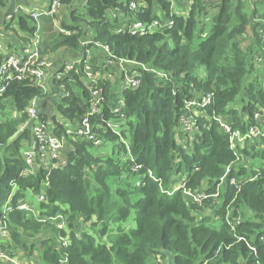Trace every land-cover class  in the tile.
I'll list each match as a JSON object with an SVG mask.
<instances>
[{
    "label": "trees",
    "instance_id": "16d2710c",
    "mask_svg": "<svg viewBox=\"0 0 264 264\" xmlns=\"http://www.w3.org/2000/svg\"><path fill=\"white\" fill-rule=\"evenodd\" d=\"M7 2L0 0V9ZM110 10L117 13L113 20ZM128 16L133 15L124 0H87L85 12L71 11L70 23L61 20L76 34L52 30L41 48L45 53L78 51L87 30L118 57L147 66L139 87L124 92L129 130L124 134L135 161L127 154L121 158L94 153L104 144L69 137L74 150L63 168L39 167L27 173L23 150L31 130L26 109L33 98L45 103L51 96L28 79L7 80L0 93V220L14 183L17 188L7 219L10 239H2L1 247L11 256L23 249L31 256L37 250L43 264H159V256L166 264L165 250L172 252L175 264H264V164L258 163L252 173L244 167L236 172L239 155L244 158L253 151L264 159V136H259L263 149L255 143L233 150L213 117L222 114L241 133L264 127V69L255 62L263 51L264 0H193L187 15L176 13L170 0H146L139 20L173 21V26L146 35L118 31ZM15 25L26 33L23 39L37 29L24 14L14 13L8 29L17 33ZM3 57L0 51V62ZM77 66L81 69L84 63ZM65 84L70 95L53 100L54 105L76 121L88 110V92L81 82ZM200 92L214 93V101L195 117L196 129L186 132L181 121L185 100ZM41 115L46 116L42 110ZM103 115L109 116L108 107ZM63 129L61 124L60 133ZM99 133L109 144L117 141L110 131ZM135 163L142 168L135 171ZM230 167L219 199L209 196L200 204L176 189L175 181L185 177L187 188L211 195ZM247 173L256 179L231 183ZM42 192L44 201H29L28 193ZM21 200L34 212L18 209ZM207 207L212 213L205 214ZM134 211L136 226L127 229L124 224ZM237 216L241 223L232 229L229 221ZM85 223L90 227L84 228Z\"/></svg>",
    "mask_w": 264,
    "mask_h": 264
},
{
    "label": "built area",
    "instance_id": "2783aa9c",
    "mask_svg": "<svg viewBox=\"0 0 264 264\" xmlns=\"http://www.w3.org/2000/svg\"><path fill=\"white\" fill-rule=\"evenodd\" d=\"M64 1L50 0L44 7H37L30 10L29 16L36 22V32L28 41L20 43L19 47L15 48L12 52L6 53L0 62V93L5 90L7 80L11 78L20 80L28 79L34 86L39 87L44 94L50 95L53 100L57 101L70 95L65 80H68L69 83L81 82L84 86V91L86 90L88 92V110L76 121L65 118L58 110L54 116H42L40 108L42 103L41 98L36 97L30 101L26 113L28 114V123L30 124L31 140L23 150V156L28 164L27 173H35L39 167L48 171L63 168L68 163L67 154L74 150L69 137L92 141L95 145H102L107 142L101 137L99 132L103 133L104 131H110L115 134L117 141L120 142L122 152L116 150L113 154H127L132 161H135V158L132 156L131 141L124 134L129 133L127 125L128 116L125 111L127 104L124 98V92L138 88L141 83L142 70H147L148 68L137 60L118 57L108 44L96 40L91 31L85 32V36L80 40V54L75 61L57 64L53 53H45L43 48H41L43 37L40 32L41 25L39 20L41 16H52L56 19L65 3ZM184 1L186 4L183 3L187 7L181 12L176 13L182 15L188 14L193 0ZM124 2L128 5L133 16L126 17L124 26L118 31L124 29L134 35H146L173 26L172 20L154 19L151 22L139 20L137 15L146 6V0H124ZM6 18V28H8L14 19V13H8ZM55 30L64 35L76 34V31L63 27L61 22ZM262 38L263 51L256 56V60L260 66L264 64V30H262ZM1 47L0 44V49ZM81 63H84V66L80 69L77 65ZM73 71L76 72L77 77L72 74ZM157 73L164 77V79L168 78L166 72L157 71ZM101 82L104 83L101 85ZM104 84H107L106 86L108 88L104 87ZM81 91L83 92V90ZM78 93L80 95L82 94L81 92ZM213 101L214 93L202 94L201 92L197 93L191 99L185 100L183 114L181 116L182 129L192 133L196 129L195 117L200 114L198 112H201V108L213 103ZM106 107H108L109 111L107 118L103 115ZM97 116L101 117L94 121V117ZM213 117L222 131L228 135L230 148L233 150L236 147L243 148L244 144L250 140L261 135L264 136V127L261 129L250 128L246 133H241L238 130H234L222 114H214ZM257 118L260 119L261 116L257 115ZM61 124L65 125V129L60 133ZM236 154L238 153L236 152ZM234 166L232 164V168ZM141 168V164L135 163L133 165L135 171ZM232 168H228L226 176L222 179L223 181L217 184L216 191L211 195L187 188L185 177L181 178L180 181H175L178 184L176 189L182 188L187 199L190 198L193 202L200 204L203 199L209 196L219 199L220 191L223 189L226 178ZM254 179H256V176L251 174L245 178H233L231 183L234 184L237 180ZM154 180L158 181L159 179L154 177ZM48 184L47 180L46 186ZM16 188L17 184L14 183L13 191L8 196L3 207V215L0 220V243L2 239L9 236L7 219L13 210L11 202ZM44 200L45 192H42L38 195V201L41 202ZM18 209L34 212V209L28 204L27 200L19 201ZM229 223L232 229H234L237 224L241 223V217L237 216L234 222L229 221ZM58 227L63 228V222L59 223ZM239 239L242 240L243 238L239 237ZM66 240L64 238V245L67 244ZM250 247L254 254L257 255L256 248ZM16 260L14 256L9 255L0 245V264H17ZM159 262L164 263L160 259Z\"/></svg>",
    "mask_w": 264,
    "mask_h": 264
},
{
    "label": "crops",
    "instance_id": "0c3cea01",
    "mask_svg": "<svg viewBox=\"0 0 264 264\" xmlns=\"http://www.w3.org/2000/svg\"><path fill=\"white\" fill-rule=\"evenodd\" d=\"M170 1L172 2L174 11L181 12L183 10L184 7L182 6V4L180 5V7L182 8H180V7H176V5L179 6V4L176 3L174 0L173 1L170 0ZM49 2L50 0H8L7 5L4 8L0 9V44L2 46L0 51L2 54L12 52L15 48L19 47L20 44L16 36H14V34H11L13 30H9L8 28H6L7 14L12 12V13H16L17 15H21V14L29 15L30 10L37 7L42 8L45 5H47ZM86 2L87 0H68L67 2L64 3L62 8L60 9L56 19H54L52 16H41L39 23L41 25V31L44 36L43 38H45L44 40L46 41V36L53 32L50 31V26H52V29L53 26L56 28L58 25H60L61 20H65L68 23H70L69 15L71 11L78 10L80 12H85ZM108 12H113L114 15L113 17L114 18L117 17V13H115L114 11L110 10ZM14 28L15 30H18L17 33L20 37L26 35V33L19 30V28L16 25L14 26ZM86 32L88 31L86 30ZM79 54H80V49L78 51H70L66 48H61L56 51H53L55 62L57 64H63L64 62H73L77 59ZM48 100H49L48 102L45 103L42 102L40 108L43 111V113L46 114L47 117L54 116L57 112V109L55 108L53 98L49 97ZM29 201H31L33 204H36V202L33 200H29ZM5 239L9 240L10 236L8 237L6 236ZM18 257L21 258L19 255ZM41 264L43 263L41 262Z\"/></svg>",
    "mask_w": 264,
    "mask_h": 264
},
{
    "label": "rangeland",
    "instance_id": "374dc122",
    "mask_svg": "<svg viewBox=\"0 0 264 264\" xmlns=\"http://www.w3.org/2000/svg\"><path fill=\"white\" fill-rule=\"evenodd\" d=\"M176 3H178L179 4V6L178 5H176V7H180V5L182 4V6L185 8V7H187V5H185L186 4V2L184 1V0H174ZM185 4H184V3ZM180 8H182V7H180ZM183 8V9H184ZM179 9V8H178ZM216 11V10H215ZM176 12V11H175ZM108 15H109V17H110V19L111 20H113V12H108ZM121 21V19H119V22ZM252 22L253 23H255V21H253L252 20ZM9 30H13V29H9ZM55 31V28H54V26H53V29H52V26H50V31ZM11 34H14V36H16V38L19 40V42L20 43H24V42H26V41H28V39H23L22 37H20L17 33H16V31H12V33ZM41 35H42V37H44L43 36V34L41 33ZM5 55V54H4ZM69 60H71V59H69ZM255 62H256V68H260V69H264V64L262 65V66H260V64H259V62L255 59ZM262 77H264V76H262ZM236 106V105H235ZM6 111H10V108L8 107L7 109H6ZM11 112V111H10ZM13 112V111H12ZM198 113H200V112H198ZM18 113L16 112V111H14L13 112V115L14 116H16ZM260 120H261V118H260ZM230 124H231V122H229ZM23 126V125H22ZM24 127V126H23ZM23 127H22V129H23ZM231 127L233 128V125L231 124ZM247 131H249V129L247 130ZM255 139H257V138H255ZM255 139H252V140H250L249 142H247L246 144H244V147H245V145H247L246 147H248V146H250V145H252V144H255V143H258V144H260L259 142L261 141V137H258V141L257 140H255ZM178 143H180V141L178 140ZM116 145V150H118V146L120 145V142H118V141H115V143L114 142H112V143H106V144H104L103 146H101V147H95L94 149H93V152L94 153H100V154H103V155H108L109 153H111V154H113V151H112V149H113V147ZM260 149H263V147H261V144H260ZM249 150H251V149H249ZM114 156L115 157H121V158H124L125 157V154H114ZM244 157V156H243ZM262 160H264V159H261V158H258L257 157V155H256V152H253V151H250V154H248L246 157H244V158H242L240 155H239V159L236 161V163L238 164L237 165V167H236V172H239L240 171V169L242 168V167H244L245 169H247V171H251V173H252V170H254V169H256V166H257V164L258 163H261V164H264V162L262 161ZM251 173H247V174H240L239 175V177L241 178V177H243V178H245L246 176H248V175H251ZM225 177V176H224ZM187 180V179H186ZM178 183V182H177ZM223 186V185H222ZM224 186H225V183H224ZM207 187V184L205 183V182H203V186L201 187V188H203V189H205ZM28 197H29V199L30 200H33V201H35L36 203H38V196L37 195H33V194H31V193H28ZM212 198H215V197H212ZM207 210L205 211V214H210V213H212V208L210 207V208H206ZM233 209V208H232ZM60 217H62L61 215H60ZM135 217H136V214H135V211L132 213V215L130 216V218L127 220V222H125V224H124V226L127 228V229H131V228H134L135 226H136V220H135ZM58 223H61V222H58ZM90 227V223H85V226H84V228H89ZM101 227L99 226V227H97L96 229H95V233H97L98 231H99V229H100ZM92 232H94V229H92ZM28 250H22L21 252H19L18 253V255L21 257V258H19L18 257V255H15L14 257L17 259H15L16 261H17V264H41V262H40V255H39V252L37 251V250H34V252H33V254L31 255V256H29V252H27ZM26 252H27V254H26ZM159 259L160 260H162L161 259V257H158V261H159ZM163 261V260H162ZM159 264H164L163 262L162 263H160L159 262Z\"/></svg>",
    "mask_w": 264,
    "mask_h": 264
},
{
    "label": "water",
    "instance_id": "95a60500",
    "mask_svg": "<svg viewBox=\"0 0 264 264\" xmlns=\"http://www.w3.org/2000/svg\"><path fill=\"white\" fill-rule=\"evenodd\" d=\"M164 253L167 256V264H175L172 252L165 250Z\"/></svg>",
    "mask_w": 264,
    "mask_h": 264
}]
</instances>
